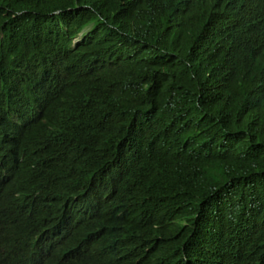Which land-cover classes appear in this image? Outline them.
I'll use <instances>...</instances> for the list:
<instances>
[{
    "label": "trees",
    "instance_id": "obj_1",
    "mask_svg": "<svg viewBox=\"0 0 264 264\" xmlns=\"http://www.w3.org/2000/svg\"><path fill=\"white\" fill-rule=\"evenodd\" d=\"M0 264H264V0H0Z\"/></svg>",
    "mask_w": 264,
    "mask_h": 264
}]
</instances>
